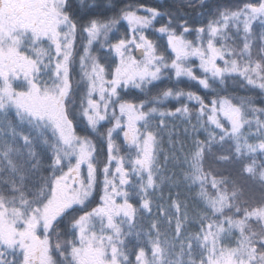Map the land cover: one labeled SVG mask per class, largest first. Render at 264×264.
<instances>
[{"label": "snow or ice", "instance_id": "obj_1", "mask_svg": "<svg viewBox=\"0 0 264 264\" xmlns=\"http://www.w3.org/2000/svg\"><path fill=\"white\" fill-rule=\"evenodd\" d=\"M205 2L199 0L201 5ZM14 8L15 0H0V122L14 113L45 124L52 140L48 175H41L36 196L22 194L25 198L18 205L0 190V224L5 226L0 231V264H58V258L65 264H80L87 248L97 253V264L126 262L123 244L131 233L122 235L121 218H127L130 227L135 224L138 209L128 198L127 185L133 173L139 178L141 171L150 172L156 139L150 117H161L163 127V117L189 118L194 105L199 128L193 127L206 137L198 134L193 140L194 159H201L203 146L211 150L213 142H234L238 160L241 147L245 154L264 153V60L252 57L246 37H241L239 50L226 43L231 37L222 21L229 19L228 9L204 22L187 18L177 22L166 10L116 0L109 8L100 0H45L39 21L20 19ZM243 8L264 15V0ZM242 10L230 15L236 17ZM77 56L79 104L70 106ZM225 76L238 77L241 87L262 98L252 103L251 96H221L214 82L223 84ZM166 78L177 86L186 80L197 90L164 89L163 97L178 102L164 110L153 105L146 111L147 100L132 98L133 92L146 94L149 85ZM253 123L259 137L254 142L248 140L253 133L244 132ZM20 138L29 139L23 134ZM101 150L106 154L103 167L96 159ZM244 172L253 169L245 164ZM260 176L264 179V172ZM152 184L149 174L148 187ZM140 206L151 210L148 199L142 198ZM256 215L264 217V209L245 211L246 217ZM64 222L70 232L64 242L67 251L52 239L54 232L59 236ZM204 228L211 230L212 224L203 225L202 232ZM219 230L223 233L224 226ZM210 238L213 246L200 264H219L217 257L225 251L232 254L234 264H254L256 255L264 259V252L257 253L252 245L249 260L237 261L236 253L242 249L219 244L218 252L217 238L211 231L204 233L205 243ZM6 254H13L12 259L7 260ZM144 257V250L138 249L135 264H145Z\"/></svg>", "mask_w": 264, "mask_h": 264}, {"label": "trees", "instance_id": "obj_2", "mask_svg": "<svg viewBox=\"0 0 264 264\" xmlns=\"http://www.w3.org/2000/svg\"><path fill=\"white\" fill-rule=\"evenodd\" d=\"M20 3V8L24 6ZM89 0H86L88 3ZM114 0H100L104 8L112 6ZM118 4H143L166 10L178 22L180 18L191 21L204 22L211 16H218L220 10L228 9L225 13L239 11V15L230 19L228 23H238V30L232 32L227 26V34L231 39L226 43L235 45L239 50L246 37L251 42V55L255 59L264 60V15H250L248 9L243 8L246 4H255L257 0H206L201 5L199 0H116ZM28 5H25L27 8ZM242 19H248L245 32L241 24ZM224 23V21H222ZM159 26V25H156ZM127 25H124L126 30ZM148 34L158 38L149 30ZM163 45L166 37L160 40ZM235 55V53H234ZM239 58V57H237ZM249 57L244 55V59ZM73 71L74 95L69 100L70 106L79 104V90L81 85L79 64ZM242 81L238 77L225 76L224 83L214 82V87L219 90L221 96H251L252 103L258 102L262 97L251 92L247 86L241 87ZM177 87L185 90H197V86L191 82L183 81L178 86L170 78L157 82L155 86L149 85L146 94L133 92V99L148 101L147 108L155 105L157 110L171 109L178 106L174 99L163 97L166 88ZM202 91V90H201ZM139 95V96H135ZM155 97V99H153ZM74 102V103H73ZM179 103H184L181 98ZM248 116H252L249 111ZM264 119V116H261ZM11 121V123L8 122ZM8 120L0 122V190L5 196L14 197L15 202L25 198V195L36 196L40 189L41 175H48L47 161L51 151V135L46 132V125L40 122H31L23 117H16L10 113ZM23 121V122H22ZM151 130L155 132L156 139L152 151V163L150 172L141 171L138 178L134 173L131 175V183L127 185L130 193L129 200L137 207L138 212L135 224L129 226L127 218L123 219L121 228L123 233H131L125 237L123 251L128 255L126 262L122 264H135L138 249L145 252V264H200L201 259L208 254V249L213 246L212 239L204 242V233L211 231L217 238V251L219 244L229 248H240L236 253V260H249L251 246L255 245L256 252H264V217L245 216V211L254 208L264 209V179L260 173L264 172V153L259 151L245 154L241 147L240 158H236L235 143L225 141L213 142L211 150L204 145L201 159H194L196 146L193 143L199 134L205 139V133L197 131L199 128L195 106H192L189 118H183V114L175 117H163V127L160 126L161 117H150ZM207 127V124L205 125ZM245 133H253L248 136L249 141H256L259 137L256 133V125L245 127ZM264 133V130H261ZM26 135L28 142L21 140V135ZM243 145L244 141H240ZM98 148L100 142L97 140ZM230 156V159H225ZM100 167H103L106 154L101 150L97 156ZM245 164L250 165L252 173H245ZM153 178L152 187H148V175ZM86 175V167H85ZM199 176L200 179H195ZM215 185V186H214ZM141 186L145 191H141ZM14 189V190H13ZM31 189V192H29ZM221 197L225 199L222 200ZM150 201V211L141 207V199ZM239 209V211H237ZM231 223H228V220ZM211 223L212 228H201ZM223 225L225 231L220 232L219 226ZM241 230L243 235H241ZM70 232L68 223L59 226V236L53 233V243L60 242L65 250V240ZM223 237L222 239H220ZM247 237V239H244ZM203 245V247H202ZM159 249L156 251L155 249ZM67 251V250H65ZM219 264H234L233 256L225 251L223 256L217 257ZM58 264H65L58 258ZM207 264V262H205ZM254 264H264V259L256 255Z\"/></svg>", "mask_w": 264, "mask_h": 264}, {"label": "rangeland", "instance_id": "obj_3", "mask_svg": "<svg viewBox=\"0 0 264 264\" xmlns=\"http://www.w3.org/2000/svg\"><path fill=\"white\" fill-rule=\"evenodd\" d=\"M21 1L22 0H18L19 6H20V2ZM23 1H24L25 4H28L29 6H31L32 9L35 8L37 10L38 9H42L43 10L44 4H45V0H33V2H32V0H28V1L23 0ZM21 9H25V8L22 7ZM248 12L250 13V15L254 14L250 10H248ZM14 14H18L19 15V13H17V11H14ZM22 16L23 17H20V19H23V20H26V21H39V20H41V19L38 18V14L35 17H33V18H31V16L28 17V15H26L25 13H22ZM227 16L229 17V19L226 22L224 21V23H226L227 26L228 25L232 26V27H230V26H228V27H230L232 32H236L238 30V23L237 22H233L232 24L228 23V21L230 19H233L234 17L231 16L230 13H227ZM248 21H249L248 19H242L240 22H241V24L243 26H247ZM5 23H7V22H5ZM65 250H67V247H66ZM79 259H80V264H97V253L95 252L94 249L87 248L81 253Z\"/></svg>", "mask_w": 264, "mask_h": 264}, {"label": "flooded vegetation", "instance_id": "obj_4", "mask_svg": "<svg viewBox=\"0 0 264 264\" xmlns=\"http://www.w3.org/2000/svg\"><path fill=\"white\" fill-rule=\"evenodd\" d=\"M31 13L35 15V9L34 8L32 9ZM4 230H5V226L3 224H0V231H4ZM12 255L13 254H6V259L11 260Z\"/></svg>", "mask_w": 264, "mask_h": 264}]
</instances>
